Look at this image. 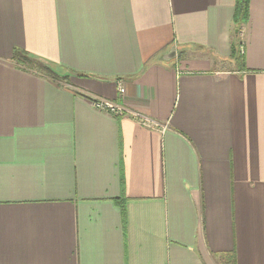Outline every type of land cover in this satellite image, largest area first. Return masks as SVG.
<instances>
[{
	"label": "crops",
	"instance_id": "obj_1",
	"mask_svg": "<svg viewBox=\"0 0 264 264\" xmlns=\"http://www.w3.org/2000/svg\"><path fill=\"white\" fill-rule=\"evenodd\" d=\"M235 4L0 0V264H264V0Z\"/></svg>",
	"mask_w": 264,
	"mask_h": 264
},
{
	"label": "built area",
	"instance_id": "obj_2",
	"mask_svg": "<svg viewBox=\"0 0 264 264\" xmlns=\"http://www.w3.org/2000/svg\"><path fill=\"white\" fill-rule=\"evenodd\" d=\"M243 52H244L243 46L240 45V53L243 54ZM118 87H119V92L121 94L124 93L123 83L120 82ZM90 100L97 109L107 111L108 113H111L113 115L120 116V117L129 116L135 119L136 121H138L139 123L143 124L144 126H147L150 128H160V126L157 123L150 121L149 119H147L146 117L138 113L129 111L123 106H120L108 100L94 98V97H92Z\"/></svg>",
	"mask_w": 264,
	"mask_h": 264
},
{
	"label": "trees",
	"instance_id": "obj_3",
	"mask_svg": "<svg viewBox=\"0 0 264 264\" xmlns=\"http://www.w3.org/2000/svg\"><path fill=\"white\" fill-rule=\"evenodd\" d=\"M249 9H250V0H236L235 4V23L237 25L238 30L248 22L249 19ZM240 53V47L238 50V45H235L234 48V56L238 57ZM37 67L42 69L46 74L51 75L52 77H56L55 73L52 69L48 68L43 64H37Z\"/></svg>",
	"mask_w": 264,
	"mask_h": 264
},
{
	"label": "water",
	"instance_id": "obj_4",
	"mask_svg": "<svg viewBox=\"0 0 264 264\" xmlns=\"http://www.w3.org/2000/svg\"><path fill=\"white\" fill-rule=\"evenodd\" d=\"M168 60H171V58L172 59H174L175 58V50L173 49L172 51H171V53H170V55L168 56Z\"/></svg>",
	"mask_w": 264,
	"mask_h": 264
}]
</instances>
